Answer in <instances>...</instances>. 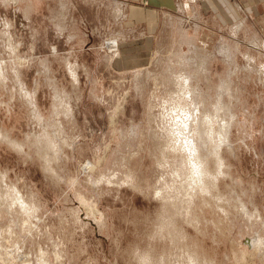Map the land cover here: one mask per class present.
Here are the masks:
<instances>
[{
    "label": "rangeland",
    "instance_id": "374dc122",
    "mask_svg": "<svg viewBox=\"0 0 264 264\" xmlns=\"http://www.w3.org/2000/svg\"><path fill=\"white\" fill-rule=\"evenodd\" d=\"M164 2L0 0V264H264V37Z\"/></svg>",
    "mask_w": 264,
    "mask_h": 264
},
{
    "label": "crops",
    "instance_id": "0c3cea01",
    "mask_svg": "<svg viewBox=\"0 0 264 264\" xmlns=\"http://www.w3.org/2000/svg\"><path fill=\"white\" fill-rule=\"evenodd\" d=\"M151 1L158 4L164 2V0ZM177 7V10L182 14L190 12V19L193 21H199L201 19V14H207L212 21H216L220 26L222 25L225 27L233 24L234 21L243 24L249 19L257 21V30L264 37V0H181V4H178ZM134 10L137 12L134 13ZM140 10L141 9L136 10L133 8L132 14L136 16L140 12L143 14L145 13L144 10ZM202 36L210 37L213 36V34L204 31ZM147 39L151 41L152 37H146V39L143 40L148 41ZM199 42L198 40V46L200 44ZM150 49L151 48L148 50ZM117 60H113L112 63H117Z\"/></svg>",
    "mask_w": 264,
    "mask_h": 264
},
{
    "label": "bare ground",
    "instance_id": "6f19581e",
    "mask_svg": "<svg viewBox=\"0 0 264 264\" xmlns=\"http://www.w3.org/2000/svg\"><path fill=\"white\" fill-rule=\"evenodd\" d=\"M194 167V173L196 174V175H198V177H197V179L199 178V175H201V173H203V170L202 169H199V168H197V166L196 165H193ZM203 188V187H202Z\"/></svg>",
    "mask_w": 264,
    "mask_h": 264
}]
</instances>
